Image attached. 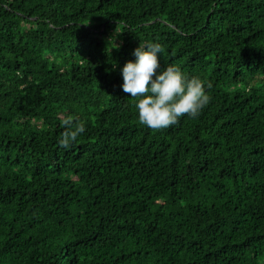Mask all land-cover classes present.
<instances>
[{"label": "trees", "instance_id": "16d2710c", "mask_svg": "<svg viewBox=\"0 0 264 264\" xmlns=\"http://www.w3.org/2000/svg\"><path fill=\"white\" fill-rule=\"evenodd\" d=\"M141 42L198 118L138 122ZM0 264H264V0H0Z\"/></svg>", "mask_w": 264, "mask_h": 264}, {"label": "clouds", "instance_id": "9594fccd", "mask_svg": "<svg viewBox=\"0 0 264 264\" xmlns=\"http://www.w3.org/2000/svg\"><path fill=\"white\" fill-rule=\"evenodd\" d=\"M117 47L116 44L112 48ZM163 52L158 42H141L134 51L135 59L120 69L122 90L134 99L138 122L152 130L167 129L185 116L198 118L209 103L207 90L212 87L197 76L185 74L177 65L162 69ZM84 131L83 126L79 127V133ZM61 146L70 144L63 139Z\"/></svg>", "mask_w": 264, "mask_h": 264}]
</instances>
